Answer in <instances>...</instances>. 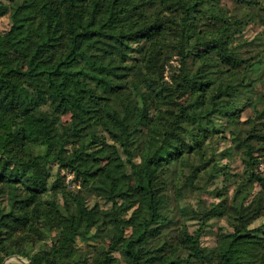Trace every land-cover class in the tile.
I'll return each instance as SVG.
<instances>
[{"label":"trees","instance_id":"1","mask_svg":"<svg viewBox=\"0 0 264 264\" xmlns=\"http://www.w3.org/2000/svg\"><path fill=\"white\" fill-rule=\"evenodd\" d=\"M6 15L9 25L0 31V196L9 185L16 205L0 201V216L44 235L58 230L43 249L51 264L87 260L91 244L86 253L74 248L90 237L93 219L105 221L110 245L121 243L125 264H152L162 249L158 264H202L211 250L216 264H264V222L251 227L233 206L230 229L210 248L201 236L224 200L204 210L197 202L192 211L201 222L190 230L182 220L185 207L170 193L176 165L189 153L202 156L206 139L225 119L233 136L219 154L240 155L237 191L254 203L253 218L264 215V146L249 144L264 123V0H0V18ZM249 23L261 30L246 37ZM167 29L177 35L176 44L163 42ZM172 54L179 65L166 79ZM235 75L236 82L221 85ZM139 86L158 103L188 93L196 110L180 108L165 128L146 114L148 96ZM42 91L56 112L51 118L35 112ZM131 95L137 97L135 115L127 112ZM247 107L252 111L241 120ZM67 113L76 121L62 122ZM101 137L121 154H112ZM51 163L71 172L78 188L47 209L41 201ZM88 195L96 197L92 204ZM100 201L110 204L107 218L99 214ZM10 227L0 219V264L9 255L28 257L20 243L27 232L16 236ZM110 258V249L100 245L89 264H109ZM28 263L42 261L30 257Z\"/></svg>","mask_w":264,"mask_h":264},{"label":"rangeland","instance_id":"2","mask_svg":"<svg viewBox=\"0 0 264 264\" xmlns=\"http://www.w3.org/2000/svg\"><path fill=\"white\" fill-rule=\"evenodd\" d=\"M9 25L8 15L0 18V31L6 29ZM261 30V26L257 23H249L246 25L243 33L246 37L254 36L257 32ZM164 43L168 45H173L178 42L177 35L173 32L172 29H167L163 35ZM197 51L203 55L207 54L206 51L200 47L196 48ZM179 56L177 54H172L167 60L164 66V77L169 79L170 73L173 71L175 66L179 65ZM106 60L111 62H117L116 59L106 57ZM15 63L23 66L24 60L22 58H16ZM239 75L232 76L230 78H222L221 85L225 86L227 83H234L238 80ZM138 89L145 95L148 96L147 100V109L146 114L151 117H156L159 122L165 127L168 128L169 122L172 118V115L175 111L180 108H186L187 110H196V105L192 102L191 97L188 93H182L177 96L172 101H166L164 103H158L149 92L143 87L139 86ZM257 89L260 91L263 89L261 82L257 85ZM44 92L42 91L40 98L38 99L37 105L35 107V112H46L51 118L56 114L53 110L52 105H50L45 97ZM137 97L131 95L130 102L127 105V112L130 115H135L139 113V107L137 105ZM252 111L251 107H247L240 114L241 120L245 119L247 115ZM62 122H67L72 118V116L67 113L61 115ZM75 120V119H74ZM76 121V120H75ZM78 123V121H77ZM82 124V123H79ZM218 133H213L210 135L205 143L203 155H197L195 153H189L186 155L185 160L179 162L175 170L177 175L175 178V183L171 187V197L176 196L178 199L174 201L181 206L185 207L184 216L182 220L185 222V226L192 230L195 227L196 222H201L198 219V214H195L192 210L196 208V205H200L201 209H206L215 204L224 200V205L222 206V213L218 215L209 216L206 226L204 227V232L201 236V242L203 245L213 248L216 244L218 235L225 230L230 229V222L232 221V215L234 214L235 206L238 208L239 214L244 217L246 220H250L251 227L256 228L258 224L264 222V215L255 217L256 207L253 202H250V198L243 197L245 196V191H237V183L240 178L239 175L242 172V162L240 155L235 151L232 153V156L227 154L220 155L219 152L228 147L231 144V136H233L231 128L234 126H227L225 119H219L217 123ZM259 136H252L249 139V144L252 147L264 146V123L257 125ZM101 140L111 144V152L114 155L121 154V150L117 144H114L110 140L101 137ZM261 161L259 163V169L264 173V152L260 157ZM201 161L206 162L207 166L201 165ZM215 165L216 168L220 171H214L211 167ZM190 166H197L199 171L193 172L190 169ZM204 167V168H202ZM49 171L47 177L48 189L42 197L41 205L47 209L52 208V204L57 205L63 204L64 197L68 192L76 191L78 188L77 183L73 180V175L71 172L65 169H59L56 164L51 163L47 166ZM225 172V173H223ZM1 187V185H0ZM256 188L258 186L255 185ZM253 188L252 192H256L257 189ZM239 189V188H238ZM255 190V191H254ZM94 195H88L87 201L92 204L95 200ZM0 201L6 203L7 205H16V201L13 198V189L5 184L3 193L0 196ZM198 202V204H197ZM18 204V203H17ZM99 214L104 217L105 213L110 210V204L99 202ZM264 213V212H263ZM181 216V215H179ZM253 218V219H252ZM0 219L5 220L10 223L11 227L8 229L9 233L20 235L24 232H27L26 237L22 238V242L27 249L28 257L22 256L27 261L30 262V257L34 258L37 261H42V264H51L49 256L45 253L44 246L49 245L54 241L58 235L59 231L54 230L48 235H44L32 229H27L25 224H22L19 221L9 217V215L0 216ZM97 219H93V224L89 228V236L86 241L81 239L77 240L74 250L80 252H88L89 247L87 243L91 244V249L89 251L88 258L85 262L79 264H89L94 256L95 252H98L100 245H103L105 248H109L111 252V258L109 259V264H125L126 256L122 251L121 243H116L110 245V238L107 235V230H105V221L101 220L96 223ZM38 223H35V226H38ZM165 249L156 251L155 253V262L152 264H158L159 260L164 254ZM14 255V254H13ZM17 257L21 256H12L9 255L4 258L1 264H25L22 261H19ZM21 257V258H22ZM202 264H216L214 257V251H210V256L207 260L203 261Z\"/></svg>","mask_w":264,"mask_h":264},{"label":"built area","instance_id":"3","mask_svg":"<svg viewBox=\"0 0 264 264\" xmlns=\"http://www.w3.org/2000/svg\"><path fill=\"white\" fill-rule=\"evenodd\" d=\"M25 262H23V263H25V264H27L28 263V261L25 259V258H22ZM20 261V260H19ZM12 263V262H11ZM15 264V263H14Z\"/></svg>","mask_w":264,"mask_h":264},{"label":"water","instance_id":"4","mask_svg":"<svg viewBox=\"0 0 264 264\" xmlns=\"http://www.w3.org/2000/svg\"><path fill=\"white\" fill-rule=\"evenodd\" d=\"M20 261L25 262L21 257H17ZM29 264V263H27Z\"/></svg>","mask_w":264,"mask_h":264}]
</instances>
